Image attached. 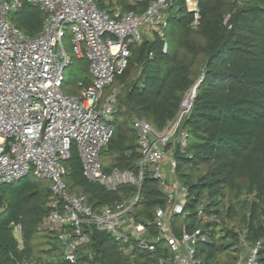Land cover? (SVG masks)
<instances>
[{
	"label": "trees",
	"instance_id": "obj_1",
	"mask_svg": "<svg viewBox=\"0 0 264 264\" xmlns=\"http://www.w3.org/2000/svg\"><path fill=\"white\" fill-rule=\"evenodd\" d=\"M153 0H97L101 10L116 6L140 12ZM200 24L185 0H174L167 10L164 39L155 35L130 47L127 69L115 84L123 86L115 115V131L101 152L113 169L138 173L141 152L132 120L164 129L177 115L186 93L198 82L191 114L183 127L189 132L188 146L175 154L177 177L188 190L183 216L172 218L176 236L182 230L201 229L206 239L196 248L199 264H241L242 255L260 243L259 261L264 264V0H200ZM15 26L35 35L44 13L24 3L12 15ZM167 44L168 52L164 53ZM82 77L75 84H91L89 64L80 59ZM77 94V90H71ZM65 183L69 193L83 194L91 207L129 200L138 190L123 186L115 192L83 175L75 146L67 162ZM48 181L28 175L0 187V264H22L31 260L61 262L57 233L44 228L50 212ZM202 203L203 215L197 205ZM167 199L159 182L147 170L141 201L132 211L151 236L157 234L155 211ZM20 227V240L15 232ZM49 236H44L43 233ZM90 243L80 249V261L90 263L89 254L102 264H158L169 258L160 242L154 253L142 252L134 241L119 243L107 232L88 228ZM50 249H42V239ZM57 261V263L55 262Z\"/></svg>",
	"mask_w": 264,
	"mask_h": 264
},
{
	"label": "built area",
	"instance_id": "obj_2",
	"mask_svg": "<svg viewBox=\"0 0 264 264\" xmlns=\"http://www.w3.org/2000/svg\"><path fill=\"white\" fill-rule=\"evenodd\" d=\"M133 1L139 4L144 0ZM173 1L153 0L140 12L120 6L108 12L98 7L97 0H0V187L28 175L49 182L51 210L43 226L57 233L63 263L83 264L80 249L90 243L88 228H95L109 233L116 242L134 241L142 252L154 253L160 242L165 243L170 256L158 264H199L196 248L206 235L196 229L182 230L178 237L172 218L184 215L188 199V190L177 177L175 154L183 153L188 146L189 132L183 125L193 110L200 81L186 93L176 117L164 129L132 120L141 152L137 174L116 168L105 172L101 163V152L115 131L123 89L115 80L128 67L131 46L155 35L164 39L167 10ZM199 1L185 0L195 29L200 24ZM24 3L44 13L35 35L24 34L12 21L13 13ZM67 36L74 56L89 64L91 84L79 83V94L63 91L65 71L72 64L63 45ZM163 52H168L167 44ZM74 146L88 181L111 192L134 186L137 194L129 200L93 208L85 195L69 193L65 176ZM147 170L167 199L166 207L155 211V236L132 215L141 201ZM196 208L203 215L202 203ZM15 233L20 240V227ZM260 245L252 246L241 264H261ZM89 259L85 264H102L91 254ZM49 261L44 258L22 264Z\"/></svg>",
	"mask_w": 264,
	"mask_h": 264
},
{
	"label": "rangeland",
	"instance_id": "obj_3",
	"mask_svg": "<svg viewBox=\"0 0 264 264\" xmlns=\"http://www.w3.org/2000/svg\"><path fill=\"white\" fill-rule=\"evenodd\" d=\"M14 14V13H13ZM64 48L66 52L69 54V56L72 58V64L71 66L65 71V81L63 84V91L65 94H71V90H77V94H79V90L75 87V84L81 79L82 77V71H81V62L79 58H76L73 53V48L71 45V38L67 36L63 41ZM101 163L103 166L108 165L105 158H101ZM17 236V233H15ZM44 236H49V234L43 233ZM46 241H51L48 238L42 239V249H50L51 246L48 244H45ZM52 243H56V239H53L51 241ZM247 253H244L242 255V259L246 257Z\"/></svg>",
	"mask_w": 264,
	"mask_h": 264
},
{
	"label": "crops",
	"instance_id": "obj_4",
	"mask_svg": "<svg viewBox=\"0 0 264 264\" xmlns=\"http://www.w3.org/2000/svg\"><path fill=\"white\" fill-rule=\"evenodd\" d=\"M146 39H148V38H146Z\"/></svg>",
	"mask_w": 264,
	"mask_h": 264
}]
</instances>
